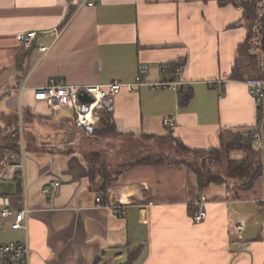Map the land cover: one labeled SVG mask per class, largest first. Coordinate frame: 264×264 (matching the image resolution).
I'll list each match as a JSON object with an SVG mask.
<instances>
[{
	"label": "crops",
	"instance_id": "crops-1",
	"mask_svg": "<svg viewBox=\"0 0 264 264\" xmlns=\"http://www.w3.org/2000/svg\"><path fill=\"white\" fill-rule=\"evenodd\" d=\"M93 1L94 6H87ZM243 3L0 0V149L10 146L16 128L25 147L21 159L0 152V197H8L14 211L23 208L19 181L24 162L30 210L25 234L12 229L14 217H1L0 204V246L28 240L34 251L31 264H264L263 181L240 192L238 200L233 183L202 191L190 169L165 166L172 175H182L183 197L158 202L147 190L154 185L150 169L160 166L138 167L121 174L109 190L108 196L124 194L128 199L126 216L118 217L95 207L100 194L91 189L88 166L78 153L83 139L68 120L75 113L64 109L50 121H39L47 109L33 98V90L50 79L70 86L130 84L145 64L149 71L144 81L158 83L161 67L177 64L184 67L192 99L181 106L179 93L169 90L123 89L111 110L117 135L96 146H153L172 138L193 151H212L246 138L257 116L242 82L251 76L264 79V50L258 16H249ZM56 31L60 35L50 51L40 53L38 46L49 45ZM28 32L37 33L31 50L23 48L20 38ZM22 52L27 55L24 80L17 66ZM223 80L219 90L211 84ZM81 102L84 107L88 103L85 95ZM166 120L174 124L166 126ZM30 132L39 147L50 149L30 150ZM253 144L257 152L259 144ZM245 157L242 149L230 154L234 161ZM55 179L61 187L50 201L43 190ZM201 197L208 202L207 218L195 223L190 208ZM243 216L248 229L238 243L233 225Z\"/></svg>",
	"mask_w": 264,
	"mask_h": 264
},
{
	"label": "built area",
	"instance_id": "built-area-1",
	"mask_svg": "<svg viewBox=\"0 0 264 264\" xmlns=\"http://www.w3.org/2000/svg\"><path fill=\"white\" fill-rule=\"evenodd\" d=\"M95 1L89 2L87 6H94ZM60 32L56 31L54 39L47 46H38V51L46 55L55 40L59 37ZM37 37V33L28 32L21 35V41L23 48L31 50L34 47V41ZM149 68L145 64L139 65L138 75L133 83L123 84L120 82H113L107 85L99 86H70L65 84L63 80L50 79L49 83L45 87L36 88L33 90L34 100L37 103H43L49 110L54 112H60L64 109L72 110L76 115V125L79 128H94L100 122V114L104 111H111L114 106V98L119 93L126 89L130 93H135L141 88L148 87L154 90H169L174 93H180L182 91L188 92L190 90V83L184 79L185 70L182 66L174 67L173 65L166 64L161 67V76L163 79L158 83H146L144 81L145 75L148 74ZM211 82L216 90H219L218 85L225 83ZM243 85L249 89L251 97L256 105L257 124L253 128V142L257 141L258 152L262 161V167L264 172V79L260 77H251L243 80ZM24 85L18 90L20 99L24 93ZM91 99V102L87 103V111H84V104L81 102L83 96ZM166 126H172L173 120H166ZM22 168V177L20 179V189L22 192L23 208L18 211H14L10 208V199L8 197H0V204L2 205L1 217L10 218L14 217L15 222L12 225V229L15 231H23L28 233V218L30 210L28 208V187L24 175V162L20 165ZM264 186V176H263ZM61 187V181L58 179L52 180L43 190V194L49 197L50 201L59 195ZM197 204L198 210L192 214V219L195 223H201L206 216L207 199L201 197ZM260 203L264 204V200ZM95 207L99 209L109 210L114 215L124 218L130 208L128 199L124 194H114L104 198L103 195H99L95 199ZM233 232L236 236L235 241L238 243L243 242L244 235L247 231V218L245 216L238 217L233 225ZM33 252L30 248L28 240L25 243H8L0 246V264H31Z\"/></svg>",
	"mask_w": 264,
	"mask_h": 264
},
{
	"label": "trees",
	"instance_id": "trees-1",
	"mask_svg": "<svg viewBox=\"0 0 264 264\" xmlns=\"http://www.w3.org/2000/svg\"><path fill=\"white\" fill-rule=\"evenodd\" d=\"M232 1H221L220 4H228ZM247 10L250 12H256L254 6L248 5ZM264 10V9H263ZM255 18V17H254ZM258 18V19H257ZM261 18V19H260ZM256 17L255 19L260 24L259 31L261 32V46L264 50V15L262 17ZM27 55L26 52H22L17 56V66L18 72L20 73V79L25 78L26 68L25 61ZM177 67L179 65H173ZM245 80V79H244ZM180 96V105H185L188 101L192 99V91H182L179 93ZM47 108V107H46ZM30 116L27 117V121H30ZM69 122L73 125V128L76 131V134H79V138L85 140L87 143L81 142L82 147L78 152L86 162L88 166V175L90 180L91 189L97 190L100 195H103L104 198L108 197L109 190L112 188L114 182L118 180V177H121V174L136 169L138 167H147V166H169L176 167L182 163L179 160L176 162L170 161V156H165L163 154H151L152 156H144L142 158L136 159L135 161L126 164L120 165L119 167L124 168V170H118L119 173L114 172L113 162L107 161L98 148L97 143L103 141L107 138L112 139L114 135H117L115 125L113 122L112 111H104L100 114V122L97 127H94V131L90 132L88 129L79 128L76 123V118L68 119ZM22 125L24 128V118L22 119ZM12 139L10 140V146L6 148H1L0 152L10 151L13 157L21 159L22 152L25 151V147L22 144V138L24 135L22 132H19L18 128L15 131H12ZM174 144H179L181 148L180 151L183 154L189 153L192 157L191 164L184 162L190 166V169L196 177L197 186L202 191L208 190V186L212 185H224L227 186L228 183H233L235 189L233 190V195L235 199H240L239 193L249 192L254 189L256 182H262L264 172L262 167V161L260 158V153L255 151L253 148V135L252 133L248 134V137L233 140L227 144L221 145L220 149H212V151H193L190 148L183 145L180 140H174L171 138ZM98 141V142H97ZM83 144H86V146ZM106 144V143H105ZM109 144V143H108ZM107 145V144H106ZM154 146V145H153ZM93 147V149H89ZM77 150V148L75 147ZM242 149L246 154L245 160L234 161L230 159V154L234 151ZM74 150L72 153H76ZM178 152V151H177ZM178 161V162H177ZM90 166V167H89ZM215 166H217L215 168ZM213 169V171H212ZM99 175L101 185L95 182V175ZM198 210L197 206H192L190 208L191 216ZM136 256V253L130 258V263Z\"/></svg>",
	"mask_w": 264,
	"mask_h": 264
},
{
	"label": "rangeland",
	"instance_id": "rangeland-1",
	"mask_svg": "<svg viewBox=\"0 0 264 264\" xmlns=\"http://www.w3.org/2000/svg\"><path fill=\"white\" fill-rule=\"evenodd\" d=\"M243 2H244L243 5H245L246 7L248 5H251L256 8V12L248 11L249 16L251 17L258 16L260 18L264 15V13L262 12V10L264 9V0H243ZM254 77H258V76H254ZM46 109L47 110H45V112H41V115L43 116V120H39V121H44V120L50 121V119L54 116V114L57 113L49 110L48 108ZM69 111L72 112L71 110ZM31 113L32 112L29 111L28 114ZM28 122L30 123L31 121ZM36 138L37 136L34 135L33 132H30V134L28 135V140H29L28 144L30 150L32 151L36 150V148L39 147L36 140H34ZM164 142L166 144H164L163 141L157 140L154 146L137 145L132 147L127 146L126 144L120 145L109 142V144L107 145L105 143H101V145L98 148L101 149V152L107 161L113 162V169L115 174L119 173L118 171L119 169L124 170V168L119 167L120 165L122 166L129 164L135 161L136 159L142 158L147 155L152 156L151 154L153 153L170 156V161L168 162H176V160H179L182 164L176 166L177 168H181L182 166L190 169L189 165L187 164L184 165L183 163L188 162V164H191L192 162H194L192 161V159H190L192 156L189 153L183 154L180 151L181 148L179 147V144L178 145L174 144V142L171 139L166 140ZM39 149L48 150L50 148L39 147ZM89 149H93V147L88 148V150ZM150 171H151L150 182L154 185L152 186V188H150V186L148 185L149 190L147 191L152 192L153 194L151 195L154 198L158 199V202L166 199L172 200V202L182 199L183 189H182L181 174L175 173L174 175H172L170 169L163 167L151 168ZM94 177H95V182L101 185L99 175L96 174ZM177 179L180 181V183H178ZM233 189H235V187H233Z\"/></svg>",
	"mask_w": 264,
	"mask_h": 264
},
{
	"label": "water",
	"instance_id": "water-1",
	"mask_svg": "<svg viewBox=\"0 0 264 264\" xmlns=\"http://www.w3.org/2000/svg\"><path fill=\"white\" fill-rule=\"evenodd\" d=\"M87 101H88V103H89V102H91V99H90V98H87ZM84 109H85L84 111H87V107H85ZM88 130H89L90 132H93V131H94V128H88Z\"/></svg>",
	"mask_w": 264,
	"mask_h": 264
}]
</instances>
